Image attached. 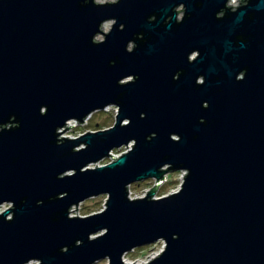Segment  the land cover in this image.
Here are the masks:
<instances>
[{
  "label": "water",
  "instance_id": "95a60500",
  "mask_svg": "<svg viewBox=\"0 0 264 264\" xmlns=\"http://www.w3.org/2000/svg\"><path fill=\"white\" fill-rule=\"evenodd\" d=\"M230 1L0 0V264H134L160 241L143 264H264V0ZM108 106L112 127L61 136Z\"/></svg>",
  "mask_w": 264,
  "mask_h": 264
},
{
  "label": "rangeland",
  "instance_id": "374dc122",
  "mask_svg": "<svg viewBox=\"0 0 264 264\" xmlns=\"http://www.w3.org/2000/svg\"><path fill=\"white\" fill-rule=\"evenodd\" d=\"M97 2H108V1H114V0H96ZM240 0H231L230 5H239ZM183 7H180L179 10L182 12ZM182 16V14H181ZM113 22H106L104 25L107 27V30L109 31L112 27ZM104 39V35H98L97 40ZM115 106H108L104 110L97 111L93 113L92 115L88 116L85 119L84 123H78L76 120H70L68 121L67 125L70 127L71 125H75L67 130L66 127L60 129L62 137H70V138H78L81 135L86 134L88 131H98L107 129L109 127H112L115 122ZM98 123V126H97ZM132 147V143H130L127 146H124L120 149H114L111 154L115 156L116 158L120 157L123 153L128 152ZM115 158H112V156L107 157L103 160H101L98 164H91L90 167H97L100 165H107L110 162L114 161ZM185 171H179V172H169L165 175V179L163 180L162 184L158 188L155 197L161 198L168 196L172 193H175L180 190L182 186V182L184 179ZM155 185V179L150 178L146 180H142L139 182H134L129 186V197L132 199L135 198H141L147 195L148 191L151 190ZM106 200L107 195H100L95 196L92 198H89L82 203H80L78 206H73L71 210V216H88L92 215L97 212H101L106 208ZM10 205L6 204L4 206H0V213L8 208ZM78 207V210H76ZM165 242L160 241L154 244L145 245L141 247L135 248L133 251L127 252L124 256V260L128 263H134V264H141L143 262H149L156 256H158L164 249ZM29 264H35V262L29 263ZM94 264H108V259H102L97 261Z\"/></svg>",
  "mask_w": 264,
  "mask_h": 264
},
{
  "label": "snow or ice",
  "instance_id": "6c2138e0",
  "mask_svg": "<svg viewBox=\"0 0 264 264\" xmlns=\"http://www.w3.org/2000/svg\"><path fill=\"white\" fill-rule=\"evenodd\" d=\"M112 64H113V65L115 64V61H114V60H112ZM131 79H132V77H129V80H131ZM123 124L129 126V125L131 124V121H129V120H124V121H123ZM153 134H154V132H153ZM147 139H148L149 141H151V140L153 139V135H148V136H147ZM175 139H178V138H175ZM80 171L83 172L84 170L81 169ZM61 179H62V178H61ZM53 198H54V199H59V197H55V196H54ZM9 219H11V218H9ZM108 231H109L108 228L105 229V234H106ZM105 234H98V235H103V236H104ZM90 239H94V238H90ZM61 250H62V251H65V252L67 251V249H61Z\"/></svg>",
  "mask_w": 264,
  "mask_h": 264
},
{
  "label": "bare ground",
  "instance_id": "6f19581e",
  "mask_svg": "<svg viewBox=\"0 0 264 264\" xmlns=\"http://www.w3.org/2000/svg\"><path fill=\"white\" fill-rule=\"evenodd\" d=\"M103 29H104V30H107V27L104 25ZM143 263H145V262H143ZM143 263H141V264H143Z\"/></svg>",
  "mask_w": 264,
  "mask_h": 264
},
{
  "label": "built area",
  "instance_id": "2783aa9c",
  "mask_svg": "<svg viewBox=\"0 0 264 264\" xmlns=\"http://www.w3.org/2000/svg\"><path fill=\"white\" fill-rule=\"evenodd\" d=\"M235 6V5H234ZM115 114H117V109L115 110ZM185 175V174H184Z\"/></svg>",
  "mask_w": 264,
  "mask_h": 264
},
{
  "label": "trees",
  "instance_id": "16d2710c",
  "mask_svg": "<svg viewBox=\"0 0 264 264\" xmlns=\"http://www.w3.org/2000/svg\"><path fill=\"white\" fill-rule=\"evenodd\" d=\"M94 115V114H93ZM97 126H98V123H97Z\"/></svg>",
  "mask_w": 264,
  "mask_h": 264
}]
</instances>
